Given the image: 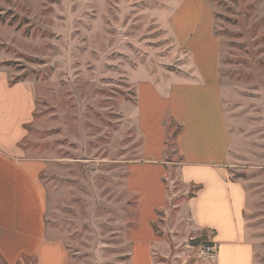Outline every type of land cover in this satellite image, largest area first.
I'll return each instance as SVG.
<instances>
[{
	"label": "rangeland",
	"instance_id": "obj_1",
	"mask_svg": "<svg viewBox=\"0 0 264 264\" xmlns=\"http://www.w3.org/2000/svg\"><path fill=\"white\" fill-rule=\"evenodd\" d=\"M181 1L0 0V67L38 96L21 148L42 164L31 170L63 255L46 264H130L132 241L150 234L156 264H214L201 252L205 234L177 218L184 186L145 155L165 134L173 158L180 127L151 102L163 77L195 73L176 39L184 10L204 17L217 44L230 178L246 192V236L264 264V0H186L176 10ZM14 264L40 261L24 254Z\"/></svg>",
	"mask_w": 264,
	"mask_h": 264
},
{
	"label": "crops",
	"instance_id": "obj_2",
	"mask_svg": "<svg viewBox=\"0 0 264 264\" xmlns=\"http://www.w3.org/2000/svg\"><path fill=\"white\" fill-rule=\"evenodd\" d=\"M185 1L176 10L181 11ZM182 16L188 20L182 17L174 23L176 39L192 55L195 73L166 82L163 77L155 87L156 101L151 102L152 112L165 103L164 119L180 127L174 136L173 158L165 134L157 145H145V155L160 163L164 179L184 186L188 195L177 218L216 246L213 263L254 264L255 249L246 236V192L230 178L228 168L233 137L215 65L217 44L209 27L201 28L203 16L192 20L185 10ZM37 97L30 81H15L10 71L0 67V258L7 264L24 254L38 257L40 264L54 255L63 258L59 244L48 238L46 201L31 170L42 164L24 158L21 148L36 120ZM150 237L132 241L130 264H156L159 242Z\"/></svg>",
	"mask_w": 264,
	"mask_h": 264
},
{
	"label": "built area",
	"instance_id": "obj_3",
	"mask_svg": "<svg viewBox=\"0 0 264 264\" xmlns=\"http://www.w3.org/2000/svg\"><path fill=\"white\" fill-rule=\"evenodd\" d=\"M202 254L208 258L211 261H215L216 257H217V250H216V246L211 243L208 242L206 244L203 245L202 247Z\"/></svg>",
	"mask_w": 264,
	"mask_h": 264
},
{
	"label": "trees",
	"instance_id": "obj_4",
	"mask_svg": "<svg viewBox=\"0 0 264 264\" xmlns=\"http://www.w3.org/2000/svg\"><path fill=\"white\" fill-rule=\"evenodd\" d=\"M206 243H207V241H206ZM206 243H205V244H206Z\"/></svg>",
	"mask_w": 264,
	"mask_h": 264
}]
</instances>
